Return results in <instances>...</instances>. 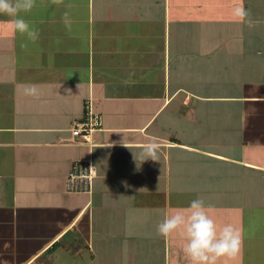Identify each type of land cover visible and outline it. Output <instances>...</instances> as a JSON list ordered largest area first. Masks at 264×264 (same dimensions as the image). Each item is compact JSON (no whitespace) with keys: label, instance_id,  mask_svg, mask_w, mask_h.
<instances>
[{"label":"crops","instance_id":"0c3cea01","mask_svg":"<svg viewBox=\"0 0 264 264\" xmlns=\"http://www.w3.org/2000/svg\"><path fill=\"white\" fill-rule=\"evenodd\" d=\"M237 2L37 0L21 13L40 30L27 48L0 15V264H189L184 238L156 229L211 191L205 206L231 199L220 221L247 232L217 264H264V0H242L251 29L233 22ZM88 105L102 125L74 138ZM152 139L159 161L141 163ZM87 160L92 191L68 192Z\"/></svg>","mask_w":264,"mask_h":264},{"label":"clouds","instance_id":"9594fccd","mask_svg":"<svg viewBox=\"0 0 264 264\" xmlns=\"http://www.w3.org/2000/svg\"><path fill=\"white\" fill-rule=\"evenodd\" d=\"M45 2V0H41ZM50 6L59 7L64 0H46ZM37 6V0H0V15L12 18L13 30L23 37L22 48H27L29 43H36L40 30L30 25L21 13L27 14ZM231 17L233 22L246 24L250 29L254 28L258 21L252 18L242 0L234 4ZM62 23L71 29V13L65 11ZM23 94L29 97H38L40 92L36 85H27L23 88ZM125 147H128L124 144ZM129 148V147H128ZM160 145L155 139L144 143L139 153L141 163L152 160L159 161L158 151ZM136 160V154L133 153ZM157 235L168 238L173 233H179L184 238L182 251L189 264H217L220 258H236L242 249L243 238L241 229L231 223L218 228L216 221L209 216L202 199H194L185 210L166 214L163 221L157 226Z\"/></svg>","mask_w":264,"mask_h":264},{"label":"built area","instance_id":"2783aa9c","mask_svg":"<svg viewBox=\"0 0 264 264\" xmlns=\"http://www.w3.org/2000/svg\"><path fill=\"white\" fill-rule=\"evenodd\" d=\"M102 125V117L94 113L91 106H87V111L82 120L75 123L72 128L73 137H81L89 140L92 133ZM96 170L91 160L79 161L73 165L72 170L66 178V190L68 192H91Z\"/></svg>","mask_w":264,"mask_h":264},{"label":"rangeland","instance_id":"374dc122","mask_svg":"<svg viewBox=\"0 0 264 264\" xmlns=\"http://www.w3.org/2000/svg\"><path fill=\"white\" fill-rule=\"evenodd\" d=\"M217 29H218V27L217 28H211V26H209V28H207L206 31H204V35H207L209 37V39L216 38V36H218V37L226 36L227 37L228 36V31H230V29H227V28H219L218 30ZM217 31H218L219 34L216 33ZM213 46H215V45L212 43V44H208L206 47H208V48L210 47V51H211V50L214 49V48H212ZM210 63H212V62H210ZM209 81L210 82H214L215 78L212 77V78L209 79ZM214 176L215 175L209 176L210 177V181L213 179ZM226 183H227V179H226ZM208 186H209V184H208ZM203 190H205V189H198V190H195L194 192H201ZM242 192H243V189L241 188L239 190V193L241 194ZM197 194L199 195L200 193H197ZM209 195H210L209 197H204V196L201 195L199 199H202L205 204L206 203H208V204L211 203L212 204V203H214L216 201L217 194L215 192L211 191V192H209ZM187 196H189L190 199L193 197V195H190L189 193H188ZM239 197H240V195H239ZM195 199H196V197H195ZM217 201L221 202V204H222L221 207H218L217 205H215L216 207H212L211 208V206L209 205V206H206V211L209 214V216H211L216 221L217 227L220 228V227H222L224 225V222L220 221L221 220L220 218H222L221 216L223 215V213L224 212L227 213V211H229V212H232L234 214L235 211L233 210L232 206H229V207L226 206L230 201L232 202L231 199L229 201V199L227 200L226 197L225 198L224 197H219L217 199ZM225 206H226V208H225ZM230 219L227 218L225 224L230 222L231 224L234 225L233 220L231 219L232 220V222H231ZM240 227L242 228L241 232H242V238H243V244H244V240L246 238L247 232L245 231L246 229H245L244 225H241ZM246 228L248 229V227H246ZM252 230L253 229H249L248 232L250 233ZM243 244H242V248L244 247ZM243 249L241 251H243Z\"/></svg>","mask_w":264,"mask_h":264}]
</instances>
